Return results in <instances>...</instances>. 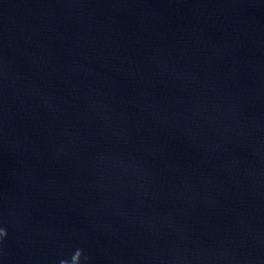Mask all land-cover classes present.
Wrapping results in <instances>:
<instances>
[{"label":"water","instance_id":"95a60500","mask_svg":"<svg viewBox=\"0 0 264 264\" xmlns=\"http://www.w3.org/2000/svg\"><path fill=\"white\" fill-rule=\"evenodd\" d=\"M0 229V264H264V0H0Z\"/></svg>","mask_w":264,"mask_h":264},{"label":"clouds","instance_id":"9594fccd","mask_svg":"<svg viewBox=\"0 0 264 264\" xmlns=\"http://www.w3.org/2000/svg\"><path fill=\"white\" fill-rule=\"evenodd\" d=\"M5 235H6V231L0 229V237H3ZM77 253L80 255V252L79 251Z\"/></svg>","mask_w":264,"mask_h":264}]
</instances>
